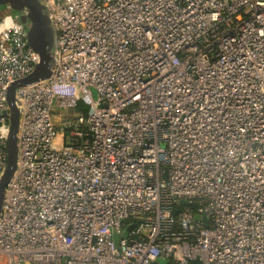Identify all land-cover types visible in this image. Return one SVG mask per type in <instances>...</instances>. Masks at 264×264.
<instances>
[{"label":"built area","instance_id":"1","mask_svg":"<svg viewBox=\"0 0 264 264\" xmlns=\"http://www.w3.org/2000/svg\"><path fill=\"white\" fill-rule=\"evenodd\" d=\"M40 1L54 63L14 92L0 264H264V0ZM25 31L6 6L0 175Z\"/></svg>","mask_w":264,"mask_h":264},{"label":"water","instance_id":"2","mask_svg":"<svg viewBox=\"0 0 264 264\" xmlns=\"http://www.w3.org/2000/svg\"><path fill=\"white\" fill-rule=\"evenodd\" d=\"M9 6L17 11L18 20L26 27L25 39L28 45L38 55V63L33 72L27 77L9 85L6 91V104L8 106L6 118L8 122V134L6 139V166L0 175V210L4 199L5 188L16 170L17 162V134L19 127V105L14 97L17 88L31 85L37 81L45 80L50 76V68L53 66L55 34L50 22L48 12L40 0H0V10ZM180 205H187L181 201ZM176 214V211L173 213ZM199 220V216L195 217ZM205 222V219H202ZM166 260L158 261V264H166ZM190 264H201L198 259L190 261Z\"/></svg>","mask_w":264,"mask_h":264},{"label":"rangeland","instance_id":"3","mask_svg":"<svg viewBox=\"0 0 264 264\" xmlns=\"http://www.w3.org/2000/svg\"><path fill=\"white\" fill-rule=\"evenodd\" d=\"M1 11L2 10H0V14H1ZM17 13H18L17 11L12 10V15L15 18H18V14ZM55 111H56V113L53 116V122H54V125L56 126V130L59 131L58 127L60 126L61 122L64 119H72L74 111H60V110H57V109H55ZM161 147H164V146L161 145ZM123 232H124V235H125L126 232L125 231H123Z\"/></svg>","mask_w":264,"mask_h":264},{"label":"trees","instance_id":"4","mask_svg":"<svg viewBox=\"0 0 264 264\" xmlns=\"http://www.w3.org/2000/svg\"><path fill=\"white\" fill-rule=\"evenodd\" d=\"M77 109L83 114L86 112V107H84L82 104H78Z\"/></svg>","mask_w":264,"mask_h":264}]
</instances>
